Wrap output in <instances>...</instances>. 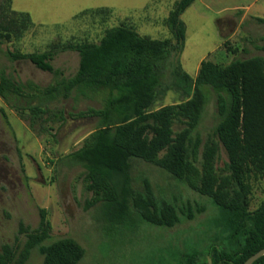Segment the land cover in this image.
<instances>
[{
    "label": "trees",
    "instance_id": "obj_1",
    "mask_svg": "<svg viewBox=\"0 0 264 264\" xmlns=\"http://www.w3.org/2000/svg\"><path fill=\"white\" fill-rule=\"evenodd\" d=\"M12 1L0 3L1 41L20 38L35 26L30 14L12 9ZM196 1L175 3L165 20L172 36L168 39L142 36L120 25L105 30L97 43H54L45 52H10L12 61L28 60L56 81L43 87L17 81L0 69V98L32 129L40 124L38 134L48 131V123L67 121L65 109L57 107L63 101L99 98L101 108L70 113L77 119H98L83 146L66 157L84 169L85 188L93 194L86 209L97 207V219L108 228L148 224L170 229L205 213L201 205L179 207L160 199L148 178L134 177V160L151 163L210 198L222 218L207 250L184 246L172 261L159 264H244L264 249V198L252 209L254 183L264 181V57L227 65L205 60L195 78L187 74L178 59L187 32L182 16ZM111 13L100 8L83 15L106 19ZM257 21L264 24V18ZM66 51L79 54L71 77L53 65L57 54ZM170 67L187 99L152 109L165 94ZM212 93L220 120L204 141L198 129ZM51 231L48 211L40 209L38 228L23 229V244H4L0 264H27L34 250L44 257L42 264H80L85 249L72 238L47 243ZM254 264H264V256Z\"/></svg>",
    "mask_w": 264,
    "mask_h": 264
},
{
    "label": "rangeland",
    "instance_id": "obj_2",
    "mask_svg": "<svg viewBox=\"0 0 264 264\" xmlns=\"http://www.w3.org/2000/svg\"><path fill=\"white\" fill-rule=\"evenodd\" d=\"M179 0H13L12 9L31 15L35 26L20 38L0 40V69L20 82L33 81L40 86L54 84L56 78L38 69L28 60L12 61L10 52H45L54 43L99 42L105 30L115 26L133 27L142 36L163 40L171 38L165 20ZM2 3V0H0ZM109 8L106 19L83 15L84 12ZM208 0H197L182 16L187 32L178 56L183 70L195 78L201 63L211 60L229 64L234 60L264 57V24L248 19L239 26V19L226 20ZM251 18L264 17V0H258L249 13ZM231 48V49H230ZM66 77L79 67V54L59 52L53 61ZM172 67L164 81L165 94L152 109L177 104L187 96L176 85ZM101 100L68 99L58 104L64 108L67 121L41 125L32 129L29 121L19 117L0 98V250L4 244H23V229L35 230L40 223V209L48 211L52 225L51 239L76 240L86 251L80 264H159L169 263L179 248L202 247L207 250L222 222L220 209L208 197H203L183 183L173 179L164 169L142 160H134L133 175L146 177L155 193L179 207L191 204L206 208L194 220H184L173 228L148 224L105 227L97 219V207L86 209L93 197L85 188L84 169L72 165L66 157L80 149L84 140L96 129L98 119H77L70 113L89 108H101ZM216 96L212 93L206 107L199 134L207 140L219 123ZM52 126V127H51ZM223 166L226 161L221 150ZM264 198V181L254 183L252 209ZM44 257L34 250L27 264H42Z\"/></svg>",
    "mask_w": 264,
    "mask_h": 264
},
{
    "label": "crops",
    "instance_id": "obj_3",
    "mask_svg": "<svg viewBox=\"0 0 264 264\" xmlns=\"http://www.w3.org/2000/svg\"><path fill=\"white\" fill-rule=\"evenodd\" d=\"M203 1V0H201ZM212 6H217L221 9V12L230 13L226 20H237L239 19V26H242L248 19L251 18L249 13L256 6L258 0H208ZM264 18V17H258ZM258 22V21H257Z\"/></svg>",
    "mask_w": 264,
    "mask_h": 264
},
{
    "label": "water",
    "instance_id": "obj_4",
    "mask_svg": "<svg viewBox=\"0 0 264 264\" xmlns=\"http://www.w3.org/2000/svg\"><path fill=\"white\" fill-rule=\"evenodd\" d=\"M264 256V249L249 258L244 264H254L258 259Z\"/></svg>",
    "mask_w": 264,
    "mask_h": 264
}]
</instances>
